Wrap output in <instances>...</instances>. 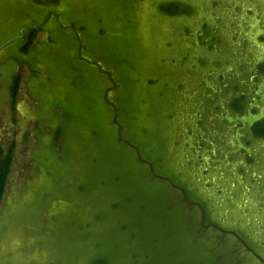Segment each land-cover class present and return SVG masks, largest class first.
Returning <instances> with one entry per match:
<instances>
[{
  "label": "rangeland",
  "instance_id": "obj_1",
  "mask_svg": "<svg viewBox=\"0 0 264 264\" xmlns=\"http://www.w3.org/2000/svg\"><path fill=\"white\" fill-rule=\"evenodd\" d=\"M105 1L0 0V45L15 35L22 24L34 21L39 22L41 27L25 53H22V48L27 39L21 43L12 42L0 49V148L5 155L13 146V160L0 208V248L6 239H19L17 248L12 250L10 247L11 251L0 252V255H4L0 256V264H31L23 259L26 253L34 255L36 261L41 260L47 252L33 244V235L27 226H35L40 222L41 226L48 222L43 217L54 210L52 202L55 199H67L71 192L81 197L86 193L84 181L75 183L72 174L75 172L81 178L88 177L85 165L90 164L87 159V149L91 147L88 143L89 130L83 121L66 124L62 116L67 109L75 117L86 115L90 100L94 101L96 113L100 115L102 111V115H108L102 104L104 79L96 68L78 59V46L72 32V29L82 26L85 28L84 33L97 36L96 44L103 42L100 40L102 36L97 35V29L104 26L112 11L110 4L107 1L105 4ZM199 1L200 7L196 12L191 8V12L186 14L169 15L159 11L158 7L156 14L170 23L185 21L187 24L198 19L196 26L181 28V43L188 45V48L172 65L182 79L191 78L198 82L195 83L194 93L202 117L195 132L202 133V136L194 137V142L198 150L202 148L211 152L212 147H216L215 158L209 157L205 161L207 165H204L205 171L200 174V182L195 179L201 165L199 157L186 166L190 170L187 171L190 172L189 179L179 173L166 169L163 171L183 182L193 196L194 203L202 207L204 215L196 206L188 209L183 205L178 193L165 180L154 184L153 188L157 190L161 187L171 193L177 215L187 222L181 237L195 249V257L199 262L214 257L216 264H256L250 257L240 254L241 248L234 246L228 235L218 236L215 229L204 230L201 224L202 219H205L225 227L232 213V201L228 195L219 196L215 189L217 176L221 172L215 161L222 160L228 151L225 126L217 118L219 100L227 101L232 90L219 92L217 88L223 79L232 81L231 75L224 73V70L229 67L232 58L236 33L233 0ZM201 1L208 3L202 4ZM55 18L72 29H61L56 25ZM205 24L209 27L207 41L210 44L201 42L200 35L195 33L198 31L202 35V26ZM167 46L172 48L173 43L169 42ZM80 52L81 57L90 61L94 59L101 67L105 63L100 55L88 47H82ZM17 77L20 85L12 102L11 89ZM207 83H213L216 87L210 89ZM121 89L119 91L122 92ZM183 90L179 87L178 93L183 94ZM55 103L64 106L53 108ZM60 128L63 129L62 145L59 140L51 143ZM59 146L63 147L64 156L59 153ZM137 161L134 157L133 165ZM79 186H84L85 191L79 192ZM155 189L154 196L157 193Z\"/></svg>",
  "mask_w": 264,
  "mask_h": 264
},
{
  "label": "water",
  "instance_id": "obj_2",
  "mask_svg": "<svg viewBox=\"0 0 264 264\" xmlns=\"http://www.w3.org/2000/svg\"><path fill=\"white\" fill-rule=\"evenodd\" d=\"M106 1L112 8L109 19L104 22L110 36L100 45L127 61L125 69L129 81L131 130L136 140L147 146V153H152L161 161L162 170L179 173L189 179L190 172L187 171L190 170L186 167L187 164L197 157L205 162L209 156L204 158L205 153L201 154L194 142V137L202 136V133L195 132L202 117L197 95L194 93L197 80L182 79L172 63L188 48V45L181 43V28L187 25L196 26L198 19L195 18L187 24L185 21L170 23L158 17L156 9L163 3L176 1L196 12L200 1ZM135 2L137 3L134 4ZM55 23L61 29H72L71 26H64L57 18ZM33 25L40 26L37 23L22 26L15 35L0 45V49L20 39L24 31ZM72 32L78 46V59L96 68L99 74L107 76V81L113 84L109 73L99 64L81 57L80 37L76 30L72 29ZM195 33L201 35L198 31ZM169 42L173 43L172 48L167 46ZM227 72L225 69L224 73ZM150 82L153 85H149ZM207 85L210 89L216 87L213 83ZM179 87L184 89L183 94L178 93ZM110 90L111 88H108L105 91L103 100L107 105L113 106L108 101V98L112 97ZM218 107H224L222 99L219 100ZM114 115L116 116V112ZM257 119L258 117L250 116L241 119V122L251 123ZM228 120L232 121L231 118ZM114 124L118 127L117 134L120 136V127L115 120ZM239 149L247 151L241 144ZM146 164L153 173L151 165ZM85 166L88 169V177L81 178V175L75 172L72 174L75 183L84 181L86 184L85 195L81 197L71 192L67 199H55L52 202L54 210L43 217L48 222L42 223L41 226V222L35 226H27L30 228L29 233L33 235V244L47 253L41 260L36 261L34 255L29 253H26L25 257L22 256L23 259L31 264H90L98 254L108 256L107 264H182L196 259L195 249L183 241L181 232L174 234L169 242L164 243L156 212L144 215L138 212L141 197L138 194L142 192L145 199L153 200L155 188L117 187L108 176L93 174L90 164ZM204 169L205 166H199L195 175L196 181L200 182V174ZM101 182L104 183L103 186H100ZM182 195L185 198V194ZM126 196L137 197L136 205L112 212L110 206L121 203ZM175 220V217L170 218L169 229L174 230ZM121 227H125L124 232ZM5 241L0 248L2 253L11 251L10 247L14 250L19 243L16 237ZM171 253L175 257L169 260L167 256ZM133 255L137 259H132ZM17 257L22 259L19 255ZM66 259L69 261L65 262Z\"/></svg>",
  "mask_w": 264,
  "mask_h": 264
},
{
  "label": "trees",
  "instance_id": "obj_3",
  "mask_svg": "<svg viewBox=\"0 0 264 264\" xmlns=\"http://www.w3.org/2000/svg\"><path fill=\"white\" fill-rule=\"evenodd\" d=\"M159 11L169 14V15H178V14H186L191 12V9L185 5H182L178 2H166L159 6ZM73 21L71 20V23ZM34 21H31L24 25H31ZM40 25L39 22H36ZM71 23L69 25H71ZM20 27V28H21ZM208 25L202 26V35L199 36V40L206 44H210L211 42L207 41V37L209 36ZM41 29L40 26L33 25L30 29H26L24 31V35L14 41V42H23L27 39L24 47L22 48V53H25L36 33L37 30ZM43 29V28H42ZM84 27H78L76 32L78 33L81 40V48L88 47L93 50L94 53L100 55L105 60L102 68L104 71L109 73V77L113 81V84L107 81V76L100 74V76L104 79V88L103 93L111 88L110 94L111 98H108V101L113 104V106L107 105L104 100H102V104L104 106L103 110L107 112L106 115H99L96 113V107L94 106V101L89 102L87 107L86 115L81 117H75L71 115V113L67 110H64V115L62 116V121L66 124H75L78 121H83L89 130L90 140V148L87 149L88 156L90 161V166L93 174H97L100 176H108L111 178L112 183L117 187H147L149 189L154 187V184L159 182L166 181L170 186H172V190L180 196L181 203L185 205L188 209H193L195 207L193 196L188 192L185 188L183 182H181L176 176L166 174L161 167V161L157 159L152 153H147V146L139 143L133 132L132 125L130 124V112H129V81H128V73L125 69L127 66V61L120 57L117 54L109 52L105 50L104 45H100L103 43L102 41L97 42V36H90L87 33H84ZM97 35L102 36V39L105 40L109 38L110 34L105 29V27H98ZM89 39V40H88ZM93 47V48H92ZM96 62V60H92ZM20 85V79L17 77L14 79L13 86L11 89L12 102H14ZM149 85H153L152 82ZM82 86V85H81ZM122 88V92L119 89ZM97 102V101H96ZM64 106L63 104L55 103L53 108H61ZM97 106V105H96ZM100 110V109H99ZM116 112V116L114 115ZM110 114V117H109ZM100 118L103 119L100 122ZM110 118V119H109ZM114 120L118 123L120 127V136H118V127L114 124ZM59 140L60 145L63 142V129L60 128L57 134H54L52 137L51 143ZM122 140V141H121ZM119 147H123L118 148ZM59 153L64 156L66 153L64 152L63 147L59 146ZM134 157L138 160L137 164L132 163ZM13 160V146L9 149V151L4 155L2 149L0 148V208L3 201L4 193L6 190L8 177L10 173V167ZM149 163L153 169V174L149 170V166L146 163ZM150 172V173H149ZM149 174V175H148ZM158 176V178L156 177ZM104 183L101 182L100 186H103ZM181 190H179L178 188ZM154 189V188H153ZM79 192H84V186H79ZM141 192V191H140ZM156 196H154L153 200H147L144 197V194L139 193L140 202L138 205V212L142 215L150 213L152 211L156 212V217L160 221V232L163 234L162 241L164 243L169 242L174 234L181 232L185 223L187 222L183 219L182 216L177 215L175 207L173 206V198L171 197V193L168 192L167 189H162L161 187L156 190ZM182 193L185 194V198ZM137 197L135 196H126L124 197L121 203H114L111 205V211L116 212L122 210L125 207H130L136 205ZM175 217V227L173 229H169L170 226V218ZM208 221V220H206ZM121 231H125V227H121ZM134 238V236H133ZM174 254H168L167 258L169 260L173 259ZM132 259H137L135 255L132 256ZM108 256L106 254H98L92 261L91 264H107ZM182 264H216V258H210L208 261L199 262L198 259L185 261Z\"/></svg>",
  "mask_w": 264,
  "mask_h": 264
},
{
  "label": "flooded vegetation",
  "instance_id": "obj_4",
  "mask_svg": "<svg viewBox=\"0 0 264 264\" xmlns=\"http://www.w3.org/2000/svg\"><path fill=\"white\" fill-rule=\"evenodd\" d=\"M232 9L236 35L227 68L232 81L223 79L217 88L232 90L227 101L222 99L224 107L218 108L228 151L215 161L221 170L215 189L219 196L228 195L232 213L225 227L205 219L201 224L204 230L215 229L218 236L228 235L242 256L264 264V0H233ZM250 116L258 119L241 122ZM239 144L247 151L239 149ZM215 148L199 151L204 158L214 159ZM204 165L201 161L200 166ZM193 205L204 215L200 205Z\"/></svg>",
  "mask_w": 264,
  "mask_h": 264
}]
</instances>
